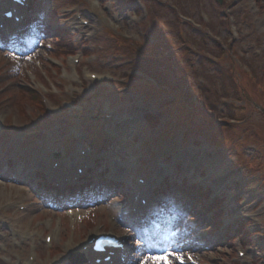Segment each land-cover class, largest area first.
Returning a JSON list of instances; mask_svg holds the SVG:
<instances>
[{"label":"rangeland","instance_id":"1","mask_svg":"<svg viewBox=\"0 0 264 264\" xmlns=\"http://www.w3.org/2000/svg\"><path fill=\"white\" fill-rule=\"evenodd\" d=\"M37 1L49 13L38 44L18 56L0 47V264H68L77 249L80 264H89L83 243L107 232L126 239L123 264L164 253H172L170 264H264V0ZM64 70L76 77L64 79ZM45 94L52 109L41 102ZM52 134L62 146L89 136L104 152L103 168L88 165L93 154L79 162L86 175L65 164L56 169L57 180L67 172L78 175L73 182L95 175L90 191L75 187L80 207L53 204L42 192L37 173L54 183L48 161L47 169L38 164ZM119 154L126 163L114 162ZM7 161L12 170L3 169ZM137 177L146 190L153 177L161 184L175 177L183 189L181 215L174 220L165 209L164 237L172 238L162 248H148L128 227L123 209ZM202 189L211 196L207 212Z\"/></svg>","mask_w":264,"mask_h":264},{"label":"bare ground","instance_id":"2","mask_svg":"<svg viewBox=\"0 0 264 264\" xmlns=\"http://www.w3.org/2000/svg\"><path fill=\"white\" fill-rule=\"evenodd\" d=\"M89 75V74H88ZM100 76H102L101 74H98L96 77H100ZM73 78V76L72 75H68L67 73H65L64 74V79H67V80H70V79H72ZM72 88H74V89H76L77 87H74V86H70V89H72ZM80 92V91H79ZM78 92V93H79ZM80 94V93H79ZM109 104V101H107L106 103H105V106L106 105H108ZM11 105V107H12V104H10ZM9 105V106H10ZM13 108V107H12ZM47 108H53L51 105L49 106V105H47ZM33 109V108H32ZM105 109H106V111L108 112V113H110V114H114L113 113V108H111L110 106H106L105 107ZM30 115H32L31 113H29ZM38 114H40L39 112H37V115ZM111 115V116H112ZM113 117H116V116H113ZM68 132H71V134H75L76 133V129H75V127H72V128H69L68 129ZM120 134H116V136H119ZM56 136V138H54ZM78 136H79V134H78ZM56 140H57V144H56ZM59 140H61V137H60V135H51L50 136V138L45 142V146L47 147V149L46 150H44V148L43 147H41L40 148V151H41V154L43 153V158H44V162L46 163L49 159H50V155H49V153H48V150L49 151H52V150H54V149H61V144H60V141ZM43 148V149H42ZM63 154V153H62ZM42 161V162H43ZM49 165H47V166H49V168H50V166L53 164H51V163H48ZM44 168H46V165H45V167ZM226 168V167H225ZM47 169V168H46ZM226 170V169H225ZM224 172V171H223ZM55 176H56V171H55V174H54ZM117 175V173H115V176ZM143 190H145V188L143 189ZM8 196V194L6 193L4 196L5 197H7ZM25 217H27L26 215H25V213H23V214H21V215H18V217H17V220L16 221H18V222H20L21 220H23V219H25ZM117 261H119V257L117 258Z\"/></svg>","mask_w":264,"mask_h":264},{"label":"snow or ice","instance_id":"3","mask_svg":"<svg viewBox=\"0 0 264 264\" xmlns=\"http://www.w3.org/2000/svg\"><path fill=\"white\" fill-rule=\"evenodd\" d=\"M137 247H139V242L137 244ZM97 250H101V249H97ZM76 251L79 252L80 249H77ZM75 254L76 253H69L68 254V257H67L68 264H73L72 257ZM170 255H172V253H164L162 255H152V254H149V255L145 256L143 259H141L139 261V264H148V260H152L154 262V264L157 261H165L166 264H170V261H168V256H170Z\"/></svg>","mask_w":264,"mask_h":264},{"label":"trees","instance_id":"4","mask_svg":"<svg viewBox=\"0 0 264 264\" xmlns=\"http://www.w3.org/2000/svg\"><path fill=\"white\" fill-rule=\"evenodd\" d=\"M22 92H23V91H22ZM23 94H24V92H23ZM25 95H27V94H25ZM32 98H33V97H32ZM237 236H239L238 233H237Z\"/></svg>","mask_w":264,"mask_h":264}]
</instances>
